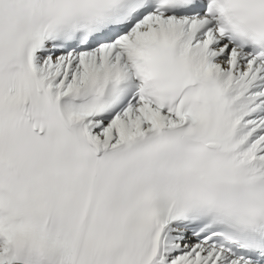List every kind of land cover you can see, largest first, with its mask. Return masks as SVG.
Listing matches in <instances>:
<instances>
[{
  "label": "snow or ice",
  "instance_id": "6c2138e0",
  "mask_svg": "<svg viewBox=\"0 0 264 264\" xmlns=\"http://www.w3.org/2000/svg\"><path fill=\"white\" fill-rule=\"evenodd\" d=\"M0 264H264V0H0Z\"/></svg>",
  "mask_w": 264,
  "mask_h": 264
}]
</instances>
